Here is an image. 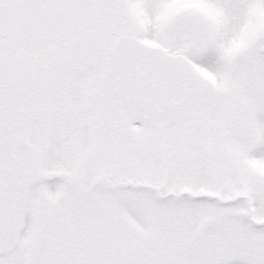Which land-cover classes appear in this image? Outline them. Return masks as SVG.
<instances>
[{
  "label": "snow or ice",
  "instance_id": "6c2138e0",
  "mask_svg": "<svg viewBox=\"0 0 264 264\" xmlns=\"http://www.w3.org/2000/svg\"><path fill=\"white\" fill-rule=\"evenodd\" d=\"M0 264H264V0H0Z\"/></svg>",
  "mask_w": 264,
  "mask_h": 264
}]
</instances>
